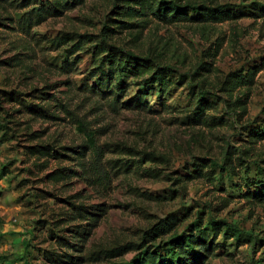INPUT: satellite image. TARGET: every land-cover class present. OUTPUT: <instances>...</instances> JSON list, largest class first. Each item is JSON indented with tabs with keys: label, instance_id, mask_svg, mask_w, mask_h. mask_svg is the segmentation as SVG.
Listing matches in <instances>:
<instances>
[{
	"label": "rangeland",
	"instance_id": "rangeland-1",
	"mask_svg": "<svg viewBox=\"0 0 264 264\" xmlns=\"http://www.w3.org/2000/svg\"><path fill=\"white\" fill-rule=\"evenodd\" d=\"M149 1L0 0V264H264V0Z\"/></svg>",
	"mask_w": 264,
	"mask_h": 264
},
{
	"label": "trees",
	"instance_id": "trees-1",
	"mask_svg": "<svg viewBox=\"0 0 264 264\" xmlns=\"http://www.w3.org/2000/svg\"><path fill=\"white\" fill-rule=\"evenodd\" d=\"M157 2L156 6L153 9V13L158 16L160 19H171L173 18V11L177 8L174 0H155ZM141 4V8L143 7L144 9L146 8L147 5H150V1L149 0H141L140 2ZM210 11L206 12V14H204L205 16H211V17H218V16H214L213 14H209ZM126 27H130L132 26V24H130L129 22H127V24H125ZM105 30L110 31L109 28H105ZM130 58H132L134 61V63H138L141 62L146 63V58H143L141 60V58L139 56L136 55H131ZM141 65V64H140ZM147 65V64H145ZM167 72L166 68H162V67H158L154 70L153 74L150 76L149 81L150 82H154V83H163L164 81H166L167 79ZM254 73V71H252V74ZM243 78V77H242ZM201 104V103H200ZM204 108V107H202ZM79 129L82 130L85 133L86 136V144L87 146L90 148L91 152H92V167L94 168V171H92L91 169L88 170V175H89V179L91 183H97L100 181H104L107 180V174L103 171L102 167H101V161H102V157H103V148L101 147V145L98 144L97 139H96V135L95 133L90 130L89 128H87V126L84 123H80L79 124ZM229 153V152H228ZM225 168L222 166L221 169L225 170L226 173L231 174L234 171V165L232 162V159L229 157V154H227L225 161ZM198 166V165H197ZM197 173H200V168L196 169ZM95 172L96 176L93 177L92 173ZM177 219L173 218V217H167L164 220H160L156 226H155V232L156 233H165L167 231H170L172 229V227L175 225ZM220 222V221H219ZM219 229V225L215 228V232H217ZM200 233H202L203 231H200ZM216 234V233H215ZM190 238H188L187 236H184L182 238H180V240L177 242V244L173 247L172 252H175L177 254V257L180 259H184L180 253H182V251L184 250V246H186V244H184V242H186V240ZM128 246L132 247V244H129ZM128 247H124V248H119V251H124L127 250ZM190 255H194V252L191 251L189 253ZM142 256H138L137 258H135V260L132 261L131 264H155V260L159 257L158 252L152 251V252H142L141 253Z\"/></svg>",
	"mask_w": 264,
	"mask_h": 264
}]
</instances>
